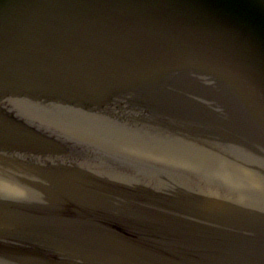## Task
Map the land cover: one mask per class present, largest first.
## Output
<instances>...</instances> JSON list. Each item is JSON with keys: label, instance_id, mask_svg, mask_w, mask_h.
I'll return each instance as SVG.
<instances>
[{"label": "water", "instance_id": "1", "mask_svg": "<svg viewBox=\"0 0 264 264\" xmlns=\"http://www.w3.org/2000/svg\"><path fill=\"white\" fill-rule=\"evenodd\" d=\"M0 264H264V0H0Z\"/></svg>", "mask_w": 264, "mask_h": 264}]
</instances>
